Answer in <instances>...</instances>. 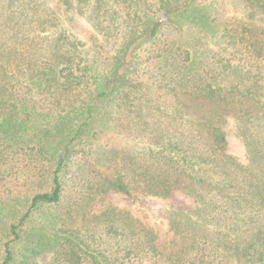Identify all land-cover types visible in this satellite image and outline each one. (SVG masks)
Instances as JSON below:
<instances>
[{
    "label": "trees",
    "instance_id": "1",
    "mask_svg": "<svg viewBox=\"0 0 264 264\" xmlns=\"http://www.w3.org/2000/svg\"><path fill=\"white\" fill-rule=\"evenodd\" d=\"M0 264H264V0H0Z\"/></svg>",
    "mask_w": 264,
    "mask_h": 264
},
{
    "label": "rangeland",
    "instance_id": "2",
    "mask_svg": "<svg viewBox=\"0 0 264 264\" xmlns=\"http://www.w3.org/2000/svg\"><path fill=\"white\" fill-rule=\"evenodd\" d=\"M90 29L84 21H79L73 28V32L81 39L86 37ZM228 138V150L241 162L246 163V152L244 145L237 135V130L232 122L225 127ZM108 206H113L130 212L137 220L146 225L150 230L157 233L161 243H167L173 238L169 230L168 213L172 210L190 211L194 209V201L181 192L173 193L168 199L145 197L142 195L126 196L123 194L109 192L99 197L93 204L91 211L94 213L102 211Z\"/></svg>",
    "mask_w": 264,
    "mask_h": 264
}]
</instances>
